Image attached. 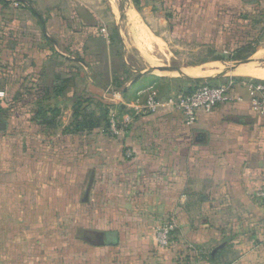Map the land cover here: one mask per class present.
I'll return each instance as SVG.
<instances>
[{"label": "crops", "instance_id": "0c3cea01", "mask_svg": "<svg viewBox=\"0 0 264 264\" xmlns=\"http://www.w3.org/2000/svg\"><path fill=\"white\" fill-rule=\"evenodd\" d=\"M16 1L21 5L0 0V264L32 262L13 221L22 224L36 210V216L43 214L33 202L64 201L61 151L71 153L77 141L93 150L95 139L101 141L103 200L120 210L143 205L146 210L132 216L141 232L173 218L177 243L210 249L211 264L218 258L264 264V199L256 196L264 191V118L253 108L264 95L257 90L264 89V78L245 73L264 72V66L235 64L234 53L218 49V28L210 29L220 26L214 11L237 0H168L159 4L160 12L153 8L156 0H131L124 22L131 40L145 49L139 53H129L120 34L117 42L108 34L105 24L118 9L109 0ZM259 7L264 12V2ZM170 10L193 15L173 36L177 40L171 30L158 38L148 28L173 24ZM147 42L163 53H149ZM228 81L234 83L231 100L210 115L200 113L192 127L178 112L145 110L149 97L164 102L190 92L196 82ZM92 97L111 105L119 120L131 118L123 135L71 131L75 108L93 105ZM123 227L84 230L83 239L95 248L145 246L127 242ZM100 240L103 245H96ZM152 242L158 247L155 235Z\"/></svg>", "mask_w": 264, "mask_h": 264}, {"label": "rangeland", "instance_id": "374dc122", "mask_svg": "<svg viewBox=\"0 0 264 264\" xmlns=\"http://www.w3.org/2000/svg\"><path fill=\"white\" fill-rule=\"evenodd\" d=\"M102 1L105 4L107 2V0ZM109 1L112 4L114 3L118 9L116 10L115 19L113 18L108 24H105L108 34H111L116 42L120 34L121 39L126 41L129 53L145 51L142 46H137L131 40L130 32H126L124 8L131 0ZM156 1L158 4L154 5L153 8L156 7L155 10L158 12L161 10L159 4H169L168 0ZM180 1L182 0H172L171 2ZM262 2L264 0H258L257 4L252 5L247 4L244 0H237L234 4L231 3L230 6H227L229 8L223 7L214 11L216 17L221 19L220 26H210V29L213 28L215 30L218 28L216 31L217 46L221 52L240 53L241 58H234L235 64L249 61L255 66H264V12L259 10V5H262ZM170 5L172 6V3ZM136 6L139 7V4ZM255 8L258 10H255ZM161 12L164 11L162 10ZM167 15L171 17L173 24H162L156 27L157 30L148 27L158 38H160L161 33L170 32V30L172 38L176 35L178 37L180 31L184 30V28L182 29L183 25L192 20L193 17L187 11L180 10H170ZM186 18H188L187 21L184 20ZM221 21L224 22L221 23ZM101 27L103 28V26ZM141 27L148 34L147 29L143 26ZM210 29L207 33H210ZM173 30H176L175 34L172 32ZM177 37L173 39L177 40ZM248 43L251 44L248 45ZM161 44L165 48L163 42ZM175 44V42H171V46L177 51L178 44ZM150 46L152 45L148 44L147 46L149 53L158 52V49L155 47L150 48ZM171 46H169L170 49L174 50ZM159 52L163 53L161 50ZM252 52H256V55L250 56ZM173 66H178V63L174 62ZM245 73L254 77L264 78V72L248 70ZM171 75L179 76L176 72H172ZM81 99L84 98L81 97ZM91 99L94 101L93 105H86L88 111L94 110L97 116H102V110H106L107 113L112 115L114 109L111 105L101 102L99 97H92ZM81 108H85L84 104L81 105ZM52 110V108H49L47 111L50 112ZM105 126V123L102 124L94 130V133L108 135L105 131ZM100 144L101 141L95 139L92 146L93 150H89L88 142L87 145H84V142L77 141L74 144V151L71 153L66 154L61 151L60 172L63 175L62 182L65 184L61 185L60 191L64 201L62 200L61 203L58 200L46 203L33 202L31 204L34 205L35 209L39 206V214L42 212L40 208H44L43 214L36 216L38 214L36 210L33 216L25 219L22 224L17 223L16 219L13 221L16 224L13 225V227H16L14 229V232L17 233L16 238L18 241L22 239L24 242V248L28 250L27 256L32 261L30 264H211L208 259L210 249H204L202 245L196 244H192L189 247H181L177 243L180 236L178 228L174 229L171 237L172 243H177H175V246L172 244V247L168 250H162L154 246L152 241L156 228L168 222L176 223L173 218L162 219L157 226L148 224L144 226V231L141 232L139 226L135 225L139 220H133L132 216L133 212L136 215H140L141 211L146 210V208L142 207L143 205H135L130 209L133 206L130 204V208L124 209L121 207L123 210H120L116 207L117 203H107L103 200L104 187L101 185V164L98 150ZM84 146H87V150H85ZM66 157H70V162L74 164L72 167L68 165L70 162L68 163L67 160H64ZM121 206H124V204L121 203ZM151 211L150 213H152ZM118 223L125 225L123 228L128 231V235H126L127 242H143L145 246L133 247L131 244L126 247L95 248L86 246L82 234L84 230L102 231L108 228L113 229ZM140 235L142 238H139ZM4 254L5 251L1 247L0 258L4 259ZM235 257V254H233L229 258L234 259ZM215 260L213 264L229 263V259L226 261H220L219 258Z\"/></svg>", "mask_w": 264, "mask_h": 264}, {"label": "built area", "instance_id": "2783aa9c", "mask_svg": "<svg viewBox=\"0 0 264 264\" xmlns=\"http://www.w3.org/2000/svg\"><path fill=\"white\" fill-rule=\"evenodd\" d=\"M15 6L21 4L13 0ZM234 83L232 81L219 84L199 83L195 85L191 92L179 93L161 102L154 97H149L145 104V110L149 113H156L164 110L178 112L182 115L185 125L192 127L198 120L200 113L210 115L221 104L228 103L230 92ZM257 90L263 91L262 87ZM254 111L264 118V95L258 96L253 101ZM129 117L119 120L116 114L110 115L105 127V131L115 137L123 135L131 124ZM256 196L264 199V191H258ZM175 225L172 222L165 223L156 228L155 242L159 249H169L172 245V233Z\"/></svg>", "mask_w": 264, "mask_h": 264}, {"label": "trees", "instance_id": "16d2710c", "mask_svg": "<svg viewBox=\"0 0 264 264\" xmlns=\"http://www.w3.org/2000/svg\"><path fill=\"white\" fill-rule=\"evenodd\" d=\"M250 44L251 43H248V45H250ZM250 54H252V53H250ZM235 55H237V56H235ZM240 56H241L240 53H237V54H236V52L234 53V58H237V59L241 58ZM199 83H208V82H198V83L196 82V83H194L193 86L190 87L191 91H192L193 87ZM186 93H188V92H186ZM86 102H88V101H86ZM82 104H83V102H82ZM86 107L87 106H85V108H81L80 105H78L75 108V110H74L75 120L70 125L71 131H74V132L91 131V130L99 128L102 124L106 123V121H105L106 120L105 118L107 116L106 110H102V112H103L102 116H97L96 112L94 110L88 111Z\"/></svg>", "mask_w": 264, "mask_h": 264}, {"label": "water", "instance_id": "95a60500", "mask_svg": "<svg viewBox=\"0 0 264 264\" xmlns=\"http://www.w3.org/2000/svg\"><path fill=\"white\" fill-rule=\"evenodd\" d=\"M247 1H251V0H247ZM247 62H248V61H244V63H247ZM198 141H199V142H200V141L202 142V141H203V137H200V138L198 139ZM95 244L101 246V245H103V241L100 240L99 242H96ZM214 252H216V250H214L212 254H214Z\"/></svg>", "mask_w": 264, "mask_h": 264}, {"label": "bare ground", "instance_id": "6f19581e", "mask_svg": "<svg viewBox=\"0 0 264 264\" xmlns=\"http://www.w3.org/2000/svg\"><path fill=\"white\" fill-rule=\"evenodd\" d=\"M135 18V17H134ZM130 21V20H129ZM135 23V22H134ZM138 29V28H137ZM152 39V38H151Z\"/></svg>", "mask_w": 264, "mask_h": 264}]
</instances>
